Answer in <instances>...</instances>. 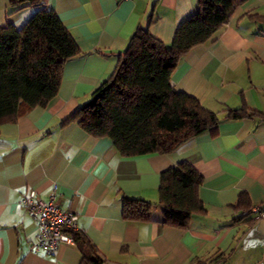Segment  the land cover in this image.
<instances>
[{
	"label": "crops",
	"instance_id": "0c3cea01",
	"mask_svg": "<svg viewBox=\"0 0 264 264\" xmlns=\"http://www.w3.org/2000/svg\"><path fill=\"white\" fill-rule=\"evenodd\" d=\"M58 15L79 52L61 70L56 95L0 124V264H79L74 241L53 253L31 249L36 221L18 203L33 190L77 215L78 232L101 264H264V219L244 213L264 203V0H231L234 7L214 38L181 56L171 74L176 90L195 97L218 116L215 129L172 152L131 157L109 137H94L77 122H64L113 72L138 27L169 45L198 0H41ZM0 0V26H20L34 12L8 15ZM244 107L242 118L227 110ZM181 161L200 174L204 212L186 227L125 220L121 198L158 201L160 172ZM247 208L238 206L240 194Z\"/></svg>",
	"mask_w": 264,
	"mask_h": 264
},
{
	"label": "trees",
	"instance_id": "16d2710c",
	"mask_svg": "<svg viewBox=\"0 0 264 264\" xmlns=\"http://www.w3.org/2000/svg\"><path fill=\"white\" fill-rule=\"evenodd\" d=\"M9 5L8 15L26 6L35 10L20 26L10 21L0 26V124L45 106L58 91L63 63L79 52L58 15L41 0H9ZM233 7L231 0H198V9L178 26L169 45L138 27L110 76L64 122L75 121L94 137H109L125 157L166 154L215 129L217 114L176 90L171 74L182 55L214 38ZM247 114L244 107L227 110L229 118ZM200 182L201 174L181 161L160 172L157 203L123 196L122 217L151 221L158 207L159 223L186 227L192 215L205 210L198 196ZM247 201L242 193L237 204L245 209ZM73 237L83 252L79 264L102 263L88 239L78 231Z\"/></svg>",
	"mask_w": 264,
	"mask_h": 264
},
{
	"label": "built area",
	"instance_id": "2783aa9c",
	"mask_svg": "<svg viewBox=\"0 0 264 264\" xmlns=\"http://www.w3.org/2000/svg\"><path fill=\"white\" fill-rule=\"evenodd\" d=\"M18 203L36 221L38 231L31 243L32 251L53 253L59 244H73V233L78 231L77 215L62 209L54 201L52 192L47 200H41L33 190L20 195ZM244 213H252L264 219V203L250 207Z\"/></svg>",
	"mask_w": 264,
	"mask_h": 264
}]
</instances>
